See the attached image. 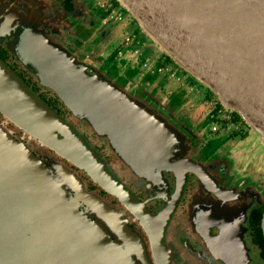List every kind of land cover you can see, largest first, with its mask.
Here are the masks:
<instances>
[{"label":"water","instance_id":"1","mask_svg":"<svg viewBox=\"0 0 264 264\" xmlns=\"http://www.w3.org/2000/svg\"><path fill=\"white\" fill-rule=\"evenodd\" d=\"M115 1L161 54L210 89L264 145V0ZM14 26L22 34L16 35L15 52L40 83L97 135L108 138L137 175L148 179L155 168L157 174H152L160 176L177 150V129L102 74L88 71L46 33L22 22ZM0 113L119 199L149 233L153 264H171L164 234L184 188L183 175L178 194L153 217L73 127L1 59ZM180 167L199 173L193 164ZM79 199L108 221L123 242L91 220ZM118 217V211L89 192L76 174L63 165L49 168L24 142L0 128V264H138L134 251L145 261L140 240ZM224 240H234L231 230L225 231Z\"/></svg>","mask_w":264,"mask_h":264},{"label":"flooded vegetation","instance_id":"2","mask_svg":"<svg viewBox=\"0 0 264 264\" xmlns=\"http://www.w3.org/2000/svg\"><path fill=\"white\" fill-rule=\"evenodd\" d=\"M106 2L112 3L126 20L125 10L118 2ZM84 4V12L90 10L97 16L95 22L82 19L86 26L74 23L78 13L74 0H0V59L84 138L108 170L145 204L153 217H159L173 201L178 194L179 176L183 175L184 188L164 234L171 264H229L230 259L235 264V255L246 258L247 264H264V151L259 154L249 145V141L255 142L261 137L256 136V132L244 121H237L235 113L222 105L220 107L213 96L208 99L205 88L193 80L187 81L189 77L168 56L160 54L155 58L149 57L142 46L139 30L131 32L134 40L127 45L134 46L129 52L130 65L136 67L137 75L146 82L166 75V79L177 83L178 90L167 93L164 87L158 85L152 93L146 85L134 87L128 83L126 76V79L119 77L116 67L118 61L125 59L122 48L126 44L123 43L122 47L115 48L106 56L107 49L104 51L101 36L107 31L103 29L95 41L98 45L90 48L95 23L108 27L110 21L107 10L99 6L97 0H87ZM18 22L35 24L52 42L67 47L79 62L88 67V71L102 74L177 129V150L161 168L160 176L152 174H157L155 168L148 179L137 175L117 156L108 138L97 135L85 121L75 119L56 93L39 83L38 77L19 59L15 47L12 48L18 40L14 26ZM84 45L85 49L82 48ZM192 100L194 107L188 105ZM200 107L207 111L204 118L194 117L190 113L189 117L183 116L185 110L193 108V111ZM214 127L216 130H213ZM0 128L23 141L49 168L63 165L75 173L89 192L118 211V219L140 240L145 261L135 251L132 253L134 260L138 264L154 263L149 233L141 220L128 212L119 199L51 149L25 137L26 134L8 122L1 113ZM261 143L260 147L264 150ZM183 163L197 166L195 170L199 173L185 167L182 171L180 166ZM71 193L76 198V192ZM79 204L91 220L100 219L104 223L113 240L123 242L108 221L80 199ZM227 230H231L234 236L230 244L224 240Z\"/></svg>","mask_w":264,"mask_h":264},{"label":"crops","instance_id":"3","mask_svg":"<svg viewBox=\"0 0 264 264\" xmlns=\"http://www.w3.org/2000/svg\"><path fill=\"white\" fill-rule=\"evenodd\" d=\"M86 1L87 0H74V2L77 4L76 10H78L77 15L74 17V23L82 24L83 22L81 20L84 18H86L90 22L91 21L95 22V19L97 18L96 15H93V13L90 10L87 12H84V7H85L84 3ZM122 10H123V8H122ZM81 13H83V14H81ZM124 14H125L126 20L119 24L120 28H119V26L112 27V28L111 27H104L101 25V23H95L96 25H94L95 29L93 32H91V35L95 41L98 40L99 36H101L103 29L105 31H107V33H104L103 36H101L103 38V41H104V43H103L104 51H105V49H107L106 50V56H108L110 54V52L112 50H114L115 48H118L121 45L123 46L125 44L124 43V36L121 35L122 28H125V30H126L127 27L132 26V27H134V31H136V30H139V32L141 31L140 27L136 23H134L135 22L134 19L125 11H124ZM87 23H89V22L87 21ZM83 25L86 26L87 24L83 23ZM119 30H120V32H119ZM141 32H142L143 38H144L143 39L141 37V43H142V46L144 47V49L146 48L145 46L149 47L151 45V46H154L156 48V50H158L157 46L148 38V36L143 31H141ZM124 46L125 47L122 49L124 50V52L126 54L125 59L123 58L121 61H118V65L116 67V72H117V75H119V77L126 79L125 78V76H126L129 80L128 83L134 87L146 85L147 89H149L152 93L156 90L155 89L156 87L158 88V85L160 87H164L166 89L167 93L175 92L178 90L176 88L177 83L175 81L166 79V77H165L166 75H159L158 77H156V79H153L151 82H146L145 80H143V78H141L139 75H137L136 67L131 66L130 61L128 60L129 59V52L134 48V46H131V45L130 46L124 45ZM149 52H150V50L147 49L146 53L148 54ZM184 74L187 75L186 77L188 78V74H186L185 72H184ZM191 80H193L191 77L187 79V81H191ZM192 109L193 108H191V110ZM255 134L257 135V133H255ZM257 136H259V135H257Z\"/></svg>","mask_w":264,"mask_h":264},{"label":"rangeland","instance_id":"4","mask_svg":"<svg viewBox=\"0 0 264 264\" xmlns=\"http://www.w3.org/2000/svg\"><path fill=\"white\" fill-rule=\"evenodd\" d=\"M103 1H108V0H103ZM126 12V11H125ZM53 23V25L55 26L56 25V23L55 22H52ZM109 24H108V27H116V26H119V24H115L116 22H114V21H112V23L111 22H108ZM134 23H136V22H134ZM29 26H32V27H35V29L37 30V31H39L40 32V30L36 27V25L35 24H30ZM119 28H120V26H119ZM128 31V32H127ZM142 31V30H141ZM139 32V35L143 38V34H142V32ZM119 32H120V30H119ZM125 32H127L128 34H131V32H134V27H127L126 28V30H125V28H122V30H121V35H124V33ZM15 33L17 34V35H22L19 31H15ZM127 33L124 35V43H125V37H126V35H127ZM18 39V38H17ZM94 39V38H93ZM93 39L92 40H90V48L91 47H94V46H97L98 44H96L95 43V40H94V43H93ZM144 39V38H143ZM17 44H18V40H17V43H15V44H13V46H12V48H14V47H16L17 46ZM148 44V43H147ZM146 48H145V51H147V49L148 50H150V52H149V54H148V56L149 57H151V58H155L156 56L155 55H157V56H159L162 52L161 51H158V50H156V48L154 47V46H149V47H147V46H145ZM82 48H84L85 49V45L82 47ZM16 49V48H15ZM86 51V50H85ZM146 53V52H145ZM144 53V54H145ZM76 58H77V56H76ZM179 67V66H178ZM31 72V71H30ZM34 74V73H33ZM36 76V75H35ZM188 77L190 78L191 76L190 75H188ZM21 79V78H20ZM38 81H39V78H38ZM39 83H40V81H39ZM41 84V83H40ZM26 85V84H25ZM42 85V84H41ZM27 86V85H26ZM45 87V86H44ZM28 88V87H27ZM47 88V87H46ZM32 92V91H31ZM34 94V93H33ZM35 95V94H34ZM35 96H37V95H35ZM38 97V96H37ZM39 98V97H38ZM40 99V98H39ZM190 103H188V105L190 106V107H194L195 106V103L193 102V100L192 101H189ZM63 103V102H62ZM66 109L68 110V111H70L67 107H66ZM189 111V112H188ZM71 112V111H70ZM185 112L186 113H184L183 114V116L184 117H189V115L190 114H192L194 117H198V118H200V116L201 117H205L206 116V109H203L202 107H200V108H198V109H196V110H193V111H191V110H185ZM190 113V114H189ZM71 114L73 115V113L71 112ZM73 117L75 118V119H78L77 117H75L74 115H73ZM78 120H80V119H78ZM80 121H83V120H80ZM9 122V121H8ZM11 123V122H10ZM86 124L88 125V123L86 122ZM14 125V124H13ZM70 125V124H69ZM15 126V125H14ZM16 127V126H15ZM88 127H89V129H91V130H93L89 125H88ZM17 128V127H16ZM18 129V128H17ZM19 130V129H18ZM20 131V130H19ZM21 132V131H20ZM23 133V132H22ZM25 134V133H24ZM257 135H259V134H257ZM256 135V136H257ZM260 136V135H259ZM25 137H28L27 135L25 136ZM30 139V138H29ZM84 139V138H83ZM32 140V139H31ZM34 140V139H33ZM36 141V140H35ZM23 142V141H22ZM36 143H38L37 141H36ZM87 143V142H86ZM260 143H261V139H257L255 142L254 141H249V145L251 146V148H253V150H256L259 154H261L264 150H263V148H261L260 147ZM39 144V143H38ZM262 144V143H261ZM40 145V144H39ZM89 145V144H88ZM263 145V144H262ZM41 146V145H40ZM264 146V145H263ZM43 147V146H42ZM91 147V146H90ZM93 149V148H92ZM94 150V149H93ZM95 151V150H94ZM96 152V151H95ZM97 153V152H96ZM118 156V155H117ZM60 157V156H59ZM62 158V157H61ZM99 158H100V156H99ZM101 159V158H100ZM102 161V160H101ZM69 170V169H68ZM70 171V170H69ZM72 172V171H71ZM75 174V173H74ZM230 184H232V181H231V183ZM236 192V191H235ZM228 194V193H227ZM226 195V194H225ZM229 195V194H228ZM236 195H239V192L237 191L236 192ZM97 196V195H96ZM227 199H230V198H227ZM103 200V199H102ZM239 212V211H238ZM99 223H101L103 226H104V223L102 222V221H100V219L99 220H97ZM198 223H200L199 221H198ZM105 227V226H104ZM246 259V258H245ZM245 259H243L242 257H240V256H236L235 255V264H247V262H246V260ZM233 262L232 261V259H230L229 260V262ZM137 262V261H136ZM150 264H153V263H150Z\"/></svg>","mask_w":264,"mask_h":264},{"label":"built area","instance_id":"5","mask_svg":"<svg viewBox=\"0 0 264 264\" xmlns=\"http://www.w3.org/2000/svg\"><path fill=\"white\" fill-rule=\"evenodd\" d=\"M97 4L99 6H101L102 8L106 9L107 11V17H108V21L112 22H117V23H122L124 22V19L122 17L123 14H121L117 8L112 4V3H108L106 1L103 0H97ZM134 40V36L132 34H128L125 37V44L128 45L130 44L132 41ZM217 126V125H215ZM213 130H216V127L213 128Z\"/></svg>","mask_w":264,"mask_h":264},{"label":"trees","instance_id":"6","mask_svg":"<svg viewBox=\"0 0 264 264\" xmlns=\"http://www.w3.org/2000/svg\"><path fill=\"white\" fill-rule=\"evenodd\" d=\"M171 59V58H170ZM172 60V59H171ZM173 61V60H172ZM174 62V61H173ZM175 63V62H174ZM176 65V64H175ZM177 67H178V65H176ZM179 68V67H178ZM187 74V73H186ZM193 79V78H192ZM193 81L194 82H196L198 85H200L201 87H203V88H205L206 89V91L208 92V99H210V96H213L215 99H216V101H218V99L216 98V96H215V94L210 90V89H208L207 87H205V86H203V85H201L200 83H198L195 79H193ZM219 102V101H218ZM219 105H220V107H221V104H220V102H219ZM233 113H235V112H233ZM235 117H236V120L237 121H241V122H243V120H242V118L237 114V113H235ZM244 123V122H243Z\"/></svg>","mask_w":264,"mask_h":264},{"label":"bare ground","instance_id":"7","mask_svg":"<svg viewBox=\"0 0 264 264\" xmlns=\"http://www.w3.org/2000/svg\"><path fill=\"white\" fill-rule=\"evenodd\" d=\"M255 0H252V2H254Z\"/></svg>","mask_w":264,"mask_h":264}]
</instances>
